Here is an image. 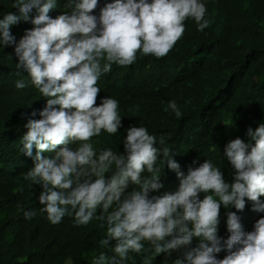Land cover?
<instances>
[{
	"label": "clouds",
	"instance_id": "1",
	"mask_svg": "<svg viewBox=\"0 0 264 264\" xmlns=\"http://www.w3.org/2000/svg\"><path fill=\"white\" fill-rule=\"evenodd\" d=\"M13 7L18 14L0 19V47L15 45L17 68L46 98L40 119L25 124L21 152L33 165L24 179L41 186L40 211L49 222L59 224L65 216L75 226L100 221L106 233L99 243L111 246L114 255L101 252L92 264H124L130 252L151 253L143 264H152L156 255L174 251L172 264H264V217L244 232L237 215L246 201L253 211L264 212V122L247 128V142L238 137L225 145L224 157L234 170L231 183L210 160L198 165L194 160L185 174L171 149L161 147L164 138L157 141L142 126L126 129L123 153L97 151L91 142L102 131L115 135L122 127L116 99L105 96L97 105L101 76L113 64H133L137 53L166 56L183 37L188 19L198 31L207 28L202 0H114L98 14V0H68L55 18L50 12L58 8L57 0H15ZM21 22L34 27L17 42L11 27ZM26 86L23 80L15 84ZM168 108L182 116L175 101ZM161 157L163 171L165 165L174 171L179 186L149 198L165 188L157 167ZM221 206L236 209L226 213L227 239L218 235ZM35 215L24 212L29 220ZM222 251L227 255L217 259Z\"/></svg>",
	"mask_w": 264,
	"mask_h": 264
},
{
	"label": "trees",
	"instance_id": "2",
	"mask_svg": "<svg viewBox=\"0 0 264 264\" xmlns=\"http://www.w3.org/2000/svg\"><path fill=\"white\" fill-rule=\"evenodd\" d=\"M67 2L57 0L58 8L50 16L55 18L66 11ZM110 2L114 0H98L94 14ZM202 2L207 8L205 18L210 21L203 31L188 19L183 37L166 56L137 53L133 64H113L111 72L101 76L97 105L105 96L116 99L122 127L115 135L102 131L91 142L97 151L111 148L123 153L121 141L126 129L142 126L157 141L164 138L161 147L171 149L172 158L185 174L194 160L197 165L210 160L231 183L234 170L224 157L225 145L238 137L247 142V128L255 129L264 122V0ZM14 3L15 0H0V19L8 12L18 14ZM32 27L31 23L21 22L12 26L11 32L18 42ZM14 47H0V264H92L93 257L101 252L111 258V246L105 248L99 243L106 233L100 221L75 226L73 218L65 216L61 223L53 225L40 211L41 186L24 179L33 167L30 157L26 162L21 152L25 124L29 119H40L39 111L45 107L46 98L31 84L28 74L17 68ZM19 80L26 83L24 89L15 87ZM169 101L176 102L180 118L168 108ZM26 114L30 117L24 118ZM162 161V157L158 158L157 167L161 168L160 182L165 188L150 192L149 198L178 189L176 173L167 165L163 171ZM133 187L129 185L127 191ZM260 199L264 202V197ZM252 208V202L246 201L245 209L237 212L244 232L252 231L251 226L264 217V212ZM25 211H35L36 215L26 219ZM227 211L236 209L221 206L218 235L224 239L229 235ZM196 243L194 240L192 246ZM145 255L151 253L130 252L124 264H143ZM216 255L223 259L227 252ZM177 256L175 251L170 256L162 253L155 256L152 264H172Z\"/></svg>",
	"mask_w": 264,
	"mask_h": 264
}]
</instances>
